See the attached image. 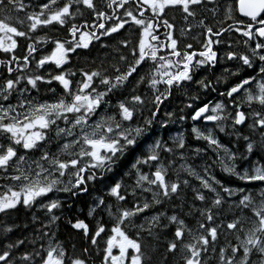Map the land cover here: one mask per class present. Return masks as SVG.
Masks as SVG:
<instances>
[{"label": "snow or ice", "instance_id": "snow-or-ice-1", "mask_svg": "<svg viewBox=\"0 0 264 264\" xmlns=\"http://www.w3.org/2000/svg\"><path fill=\"white\" fill-rule=\"evenodd\" d=\"M0 10L5 13L0 17V181H4L0 183V214L39 205L49 217L48 223L40 222L31 239L11 240L7 234L20 226L5 224L2 231L9 242L0 246V264H92L88 248L77 254L73 244L70 254L51 230L60 219L54 210L62 206L55 197L58 193L89 194V182L103 180L105 173L113 172L128 151L140 148L142 142L145 150L125 173L134 175V183L129 186L122 179L114 180L105 193L112 202L105 195L96 196L89 209V216L97 210L106 213L112 226L106 228L102 217L94 228L82 219L69 221L83 236L91 233V245L97 248L98 239L108 234L102 264H153L141 234L158 239L168 230L171 238L166 240V252H179L182 264H206L210 248L218 264H264V191L254 196L245 187H227L210 173L207 164L203 174L198 172L187 163L182 133L173 138V146L162 138L148 143L154 122L167 127L176 117L175 112L166 111L165 119L157 120L174 88L195 84L216 92L223 79L227 87L217 93V99L193 107L200 101L194 96L190 97L193 103L185 105L192 109V121L213 122L212 129L193 126L191 132L214 154H222L217 162L225 172L248 185H264V0H104L103 4L101 0H30L27 4L0 0ZM9 10L23 12L24 19L14 18ZM173 11L179 12L185 27L178 28L169 16ZM51 29L66 35L50 36ZM194 29L203 37H193L199 39L198 48L181 42ZM122 30L136 33L134 42L128 38L118 42L117 50L127 49L131 61L121 53L108 66L94 61L95 66L89 68L73 64L74 58L78 60L94 44L108 48L104 41ZM228 34L238 36L243 50L222 39ZM21 38L24 54L17 55ZM221 58L236 63L237 71L225 70L237 77L235 82L228 83L224 77L215 82L195 78L201 70L214 68ZM240 69H252L255 74L241 75ZM141 84H147L151 99L137 94ZM148 103L151 116L141 124L139 118ZM188 118L178 117L180 121ZM229 124L248 154L241 157L247 167L240 170L236 153L214 132L215 128L224 132ZM241 128L250 135H244ZM52 144L57 146L55 152L50 149ZM201 151L194 150L196 155ZM164 155L173 159L165 163ZM177 159L184 161L179 168ZM145 167L148 171H143ZM180 173L199 182L192 195L204 207L195 209L201 218L195 228L176 211L171 215L156 211L190 187ZM225 204L237 210L235 218L217 224ZM193 208L194 203L185 216H192ZM245 212L249 215H241ZM141 218L143 222L137 223ZM225 228L235 243L228 242L217 251L219 230ZM129 230H134L133 235Z\"/></svg>", "mask_w": 264, "mask_h": 264}, {"label": "flooded vegetation", "instance_id": "flooded-vegetation-1", "mask_svg": "<svg viewBox=\"0 0 264 264\" xmlns=\"http://www.w3.org/2000/svg\"><path fill=\"white\" fill-rule=\"evenodd\" d=\"M29 2H30V0H24V3H26V4ZM103 2H104V0H101V4H103ZM230 2H232V0H230ZM212 6H213L212 4L208 5L209 8H211ZM8 14L12 15L14 18L17 16L24 18L23 12L17 13V12H11V10H9ZM3 15H5V13L3 12V10H0V17H2ZM85 15L87 17L88 13H85ZM169 16L172 17L177 22L178 28L185 27V25L181 22V17H180V14L178 11L170 12ZM201 18H203V17H201ZM77 22H80V21H77ZM190 22L193 23L194 25L196 23L195 21H190ZM122 32H123V30H122ZM199 32H200L199 29H194L190 34H185V36L182 38L181 42L182 43H192L194 45V47L198 48L200 46L199 45V39H203V37H199ZM61 33H63V36L61 37V38H63L66 35V33H64L63 31H61ZM123 34H124V39L128 38V39L132 40L133 42L135 41V37H136L135 31L123 32ZM193 37H199V39H193ZM114 39L115 38L104 41V43H107L109 45L108 48L101 47L100 44H94V46L91 47L90 50H84L83 52L80 53V57L78 60H76L75 58L73 59V64L75 65L78 63L79 66H81V67L89 68L90 65H85V63L93 62V61L88 60L90 57H96L99 55H101V56L103 55V56H105V60H103V63L106 66H108V65H111L112 63H116L119 60V55L121 53L128 56L129 61H131L132 57L129 55V51L127 49H123V48H119V50H117L118 49V42H115ZM222 39L227 40L229 43H232L234 49L243 50L242 45L237 43L238 36H235L233 34H228L225 37H222ZM47 47L50 48L51 46L49 45V46H46V48ZM224 50L227 51L228 49H224ZM94 62L96 65H99L101 63V62H96V61H94ZM120 66L122 68L124 67L123 64H121ZM226 69L230 72H235V71H237V65L235 62H230V61H227V60H224L223 58H221L220 63H218L214 68H211L208 70H201L200 72L197 73V76L195 78L196 79H202V78L206 77L208 81H214L215 82L217 80V78L224 77L225 79H227L228 83L235 82L237 77L229 76L228 73L225 71ZM239 71H240L241 75H247L248 73L255 74L252 69H240ZM141 74H143V73H141ZM226 87H227V85L224 83V80L221 79L220 87L219 88L216 87V92L213 93L212 98H209V97H211V93H210L211 90L205 91V90L199 88V86L195 85V84H188L185 88H182V89H175L174 88L172 91V96L167 101H165L164 105L161 106V112H160V115L157 117V120L160 118H163L164 112H166V111L176 113V117H174L173 120L174 119L179 120L178 117L181 115L187 116L189 118L184 120V121L179 120L180 122H177L174 124H173V122L168 123L167 127H161L158 123L154 122L153 127H152V133L155 134L154 139H156L158 134H160L161 137H159L158 139L162 138L165 142L168 143L169 146H173V138H175V136L178 133H182L184 135V138L186 141V148L183 150V152H184L185 157L187 158L188 164H191L194 168H196V170L198 172H201V174H203L202 169H203L204 165L207 164L209 166L210 173L212 175H214L216 177V179L219 180L225 186L232 187L234 189L238 188V187H245V188H247L248 191L252 192V194L254 196H259V192L261 193L262 191H264V185H260V184L248 185L243 181H239L235 176H232L229 173L225 172L222 169L221 165L217 162L218 161V155H222V154H214V150L211 149L205 141L197 140L191 132V129L193 126L199 127L201 130H205V128L212 129L213 128V122H204V121L194 122L190 119V114H191L192 109H188L185 107L186 104L193 103V100L190 99V97H194L197 95L203 100V101L200 100L202 103L206 102L208 100H215L218 98L217 93L219 91L225 90ZM161 91H163V87H161ZM137 94L145 95L148 99H151V97L153 95V93L149 90L147 84L139 85V87L137 88ZM33 95H35V93H33ZM206 97L208 99H206ZM180 107L183 108V111H181ZM193 107H196L195 103H193ZM151 108H152V105L150 103H148L146 105L145 109L143 110V113H145V115H147L146 116L147 118H149L148 115L151 116V112H150ZM214 132H215V135L220 139L222 144L226 145L228 148H230L233 152L236 153V155H237V160H236L237 169L240 170L242 167H247V164L245 163V161L243 159H241V157H247L248 156V154L246 153V150H245V148H246L245 143L243 140H239L237 138V135H234L232 133L231 125L230 124L227 125L224 132L219 131L218 128H215ZM241 132H243L244 135H250V133L247 131V129L241 128ZM151 142H152V139H151ZM197 148L202 150L199 155H196L194 152V150ZM135 150H137V149H134V150L130 149L128 151V153H130L131 151H135ZM177 155H179V154H177ZM171 159H173V157L171 155H164L165 163H167ZM197 161H202L203 162L202 165L198 166L196 164ZM183 162L184 161L177 159V161H176L177 168H179V164H181ZM97 175L99 176V173H97ZM170 175H171V179H173V180L176 179L175 172H172L170 170ZM180 176L182 179H188L190 181V187L185 188L184 191L181 193V196L179 198H174L173 201L169 204H166L164 208H160L158 206L156 208V211L157 210L158 211H164V210H168V209H175V207H182V208H184L183 210L190 211V205H192L194 203L195 208L191 209L193 215L191 217L183 216L182 218L186 219V223L189 225V227L195 228V219H194V215L196 214L195 209H199V208L204 207V205L202 203L193 200L192 189L199 187V182L197 180H195L194 177H189L185 173H180ZM98 180H96V181H98ZM96 181H94V182H96ZM94 182H91V183H94ZM0 183H4V181H0ZM88 190H89V194H81L78 197L72 196L68 193H62L61 194V196H63L64 203L62 204L63 208L61 206L60 209H62V210L65 209L67 212V216H66V218L68 220L67 221V227L72 228L69 221L75 222V220H77V219H82V220H85V222H87L89 224L90 228H94L97 220H100L102 217L106 228H110L112 226V222L106 213H104V212L99 213L97 210V213L94 216L88 215V212H89L88 209L92 206L94 198L97 196V194H95L94 189L90 188L89 185H88ZM105 199H106V201L109 200V203L112 202V200L110 198H108L107 196H105ZM22 209H23V213H25V215L29 218V220L31 222H34L33 216L40 218L39 211L41 208L39 207V205L34 206L32 209H24V208H22ZM227 210L237 211L236 209L229 207V204H225L223 211H227ZM55 211H59V209L54 210V212ZM68 213H70V215ZM151 214L152 213H149V215H151ZM0 215H2V214H0ZM42 216L44 218H46L45 220L49 219L48 214L46 212H44V214H42ZM60 217L62 218L61 213H60ZM32 224L33 223H31V225ZM133 233H134V230H129V235H133ZM162 233L167 234L166 240L171 238V237H168L171 234V230H168L167 232H162ZM67 235H68V233H64L62 235V239H66ZM90 236H91V233L89 234V239L87 242V237L83 236V234L81 235V239H83V241L86 242L83 248L89 249V256L91 258L101 259L100 261H96L94 263L92 262V264H102L103 255H104L103 249L105 247V241L108 238V234H103L102 238L98 239V246H99L98 248L96 246L91 245ZM79 253L80 252H77V254H79ZM114 254H118V250L114 249ZM179 255H181V254L179 253ZM211 256H212V251L210 248L208 254L205 257V260L209 261ZM207 261H206V264L208 263ZM208 264H210V263H208Z\"/></svg>", "mask_w": 264, "mask_h": 264}, {"label": "trees", "instance_id": "trees-1", "mask_svg": "<svg viewBox=\"0 0 264 264\" xmlns=\"http://www.w3.org/2000/svg\"><path fill=\"white\" fill-rule=\"evenodd\" d=\"M60 33H61V31L57 30V29L48 30V35H50V36L55 35V36H59L61 38L63 35L61 33V35H62L61 36ZM37 34L38 35H44V32H38ZM114 38H115L114 39L115 42H119L120 40L124 39L123 32L120 35H116ZM18 43L21 45V47L18 49L17 55H22V54H24V48H23L24 41H23V39L21 38L18 41ZM47 49H49V48L48 47L46 48V51L44 54L47 53ZM37 58H39V57H37ZM88 60L96 61V62H103V60H105V56L100 55V56H96V57H90ZM212 82H214V81H212ZM53 87H56V85L53 84ZM216 87L219 88L220 83L218 85H216ZM210 93H211V97H213L214 92L211 91ZM200 100H202V99L200 98ZM113 102L115 103V99L113 100ZM201 103H202L201 101H197V102H195V105L197 106V105H200ZM164 119H165V117H164ZM131 156L136 158L133 154H131ZM130 168H131L130 161L129 160H122L119 162V166L116 167L114 170L117 172L118 175H123V173H124V177L122 178V180H125V179H127V175H125V173L129 172ZM106 174H108V173H105L104 177L106 176ZM134 179L135 178L133 176L129 177V181H134ZM113 181H111V182H113ZM111 182L109 184H111ZM124 184L126 185L127 182H125ZM130 199H131V197H130ZM228 211H230V210H228ZM226 212L227 211L222 210L219 213V219H217V221H216L217 224H220V223L225 224L226 221H229V219L232 216L229 214H226ZM194 219H195V226H196V221L198 219H201V218L199 217V215L195 214ZM41 221L43 223H48V220L41 219L38 217H36V220H34V222H31L29 220V218L25 215V213H23L22 208H20L18 211H14V212L9 213V215H7V216H4L3 214L0 215V246H3V244L9 242L7 239H5V234L2 231V227L5 224H7L9 226H11L13 224L20 226L19 229L14 230L13 233L7 234L11 238V240H15L17 238H24L25 236H27L29 239H31L33 234H34V230L39 229L41 227V223H40ZM31 223H33V224L31 225ZM24 225H28V228L25 229ZM51 230L56 233V238L59 241L63 242L64 246L69 250V253L72 252V245L73 244L76 246V253H77L83 249V247L86 243L85 241H83V239H81L82 234L79 231L74 230L71 227H67V222L63 221V219H61L59 221V224L56 223V225H54V224L51 225ZM65 232L68 233L67 238L62 240V235ZM141 235L145 237L144 244L149 249L150 253L148 252V254L153 257V264H165V257L168 258L166 264H179L178 263L179 259L177 257H175V255H174V257H173V255H169L165 251V246L162 244V241H166L167 234L161 233V235L158 237V239H149V238H147L146 233H142ZM169 237H171V234L169 235ZM88 239H89V237H87V242H88ZM231 240H233V239H231V235L229 233L226 235L225 238H223L222 232H220V230H219L218 241L215 244L217 251L219 250V248L224 247ZM153 241H155V242H153ZM160 250H161V253H160ZM20 254H21L20 252H17V255H20ZM90 259L93 263L101 260V259H94L91 257H90ZM217 259H218L217 255L212 253V256L209 259V261H207V260L206 261L210 264H213V262H215ZM181 264H182V262H181Z\"/></svg>", "mask_w": 264, "mask_h": 264}, {"label": "bare ground", "instance_id": "bare-ground-1", "mask_svg": "<svg viewBox=\"0 0 264 264\" xmlns=\"http://www.w3.org/2000/svg\"><path fill=\"white\" fill-rule=\"evenodd\" d=\"M20 19H24L23 17H19ZM60 35H61V33H60ZM62 35H63V33H62ZM61 35V36H62ZM119 53V52H118ZM117 53V54H118ZM100 56V55H99ZM116 56V55H115ZM113 58V57H112ZM85 65H90L89 67H93V66H95V65H93L92 64V62L91 63H85ZM210 71V70H209ZM145 88V87H144ZM142 91V90H141ZM194 93V92H193ZM192 93V94H193ZM209 98H212V97H209ZM206 99H208L207 97H206ZM181 108V107H180ZM181 109H183V108H181ZM147 115H145V113H142V116L139 118V122L142 124L143 123V121H144V119H146L147 117H146ZM148 117L150 118V115H148ZM160 137V134H158V136L156 137V139H158ZM155 138V134H151V137L148 139V143H150L151 142V139H154ZM145 150V145L143 144V142L141 143V147L140 148H137V150H135V151H131L130 153H127L122 159H121V161L122 160H129L130 161V163H131V165L133 164V163H135V158L134 157H132L131 156V154H133L135 157L136 156H138V155H141L142 154V152ZM202 161H197L196 162V164L198 165V166H201L202 165ZM131 169V168H130ZM148 169H147V167H145V168H143V171H147ZM216 174V173H215ZM133 177H134V175H132ZM124 177V174L123 175H118L117 174V172L115 171V170H113V172H109L108 174H106V176L104 177V179L103 180H98V181H96V182H94V183H91V182H89V187L90 188H93L94 189V191H95V194H97V196H101V195H105V193L107 192V190H108V185H110L109 183L111 182V181H113V180H119V179H122ZM129 177H131V176H127V179H125V180H123L124 181V183L125 182H129ZM135 178V177H134ZM112 183V182H111ZM134 183V181H132V184ZM127 185V184H126ZM130 186V185H129ZM129 192H131V188L129 187ZM106 196V195H105ZM58 198L60 199V201L62 202V204L64 203V200H63V196H61V194H60V196H58ZM108 202H109V200H107ZM92 206H93V203H92ZM91 206V207H92ZM90 207V208H91ZM62 208H63V205H62ZM89 208V209H90ZM89 209H88V211H89ZM184 208H182V207H175V209H168V210H164V211H168V214L169 215H171V214H173V211H176L177 212V214H179V215H181L182 217L183 216H185V214L186 213H188L189 211L188 210H183ZM60 211H55L54 213H55V215L56 216H59L60 217V213H61V215H62V218L60 217V219L58 220V221H56L55 223H54V225H56V223H58L59 224V221L61 220V219H63V221H65V222H67L68 220H67V218H66V216H67V212H66V210L64 209V210H62V209H59ZM44 209H40V211H39V216H40V218L41 219H46V218H44L43 216H42V214H44ZM98 212L99 213H102L100 210H98ZM69 215H70V213H68ZM195 216V215H194ZM187 217V216H186ZM189 217H191V216H189ZM143 222V221H142ZM229 221H226L225 222V224H227ZM139 223H141V221H139ZM66 224V223H65ZM220 232H222V235H223V238H225L226 237V235L228 234V230L225 228V229H220ZM66 233V232H65ZM169 237V236H168ZM63 240V239H62ZM153 242H155V241H153ZM230 242H232V243H235V241L234 240H231ZM163 245L165 246V251H166V241L165 242H163ZM156 252V251H155ZM71 253V252H70ZM150 253V252H149ZM160 253H161V250H160ZM158 255V254H157ZM168 255V254H167ZM175 256L180 260H178V263L179 264H181V259H180V255H179V252L178 253H176L175 254ZM179 256V257H178ZM173 257H174V255H173ZM168 259V258H167ZM216 262H218V259L215 261V262H213V263H216Z\"/></svg>", "mask_w": 264, "mask_h": 264}, {"label": "rangeland", "instance_id": "rangeland-1", "mask_svg": "<svg viewBox=\"0 0 264 264\" xmlns=\"http://www.w3.org/2000/svg\"><path fill=\"white\" fill-rule=\"evenodd\" d=\"M114 103V102H113ZM164 119V117L163 118H160V119H158V120H163ZM175 120V119H174ZM172 120V121H170V122H168V123H171V122H173V124L174 123H177V122H180L179 120ZM159 124V123H158ZM160 125V124H159ZM61 126H63V125H61ZM161 137V136H160ZM176 137V136H175ZM50 149H51V151H53V152H55L56 150H57V146L55 145V144H52V145H50ZM148 171V170H147ZM124 174V173H123ZM127 185H132V181H129L128 183H127ZM131 188V187H130ZM60 194H62V193H58L57 194V197H55V198H58V196H60ZM259 194H260V192H259ZM150 198V197H149ZM45 203H47V201H45ZM236 212L237 211H235V210H230V211H228L227 210V212H226V214H229V215H231L232 217L229 219V222H231V220L232 219H234L235 218V214H236ZM55 214V213H54ZM197 215H198V213H196ZM241 215H243V216H247V215H249L248 213H241ZM139 221H143V219L141 218V220H138L137 221V223H139ZM196 227V226H195ZM230 235H231V239H233L234 241H235V239H234V236H233V234L232 233H230V232H228ZM163 242H165V241H162V243ZM213 264H218V262H216V263H213Z\"/></svg>", "mask_w": 264, "mask_h": 264}, {"label": "water", "instance_id": "water-1", "mask_svg": "<svg viewBox=\"0 0 264 264\" xmlns=\"http://www.w3.org/2000/svg\"><path fill=\"white\" fill-rule=\"evenodd\" d=\"M197 122V121H196Z\"/></svg>", "mask_w": 264, "mask_h": 264}]
</instances>
